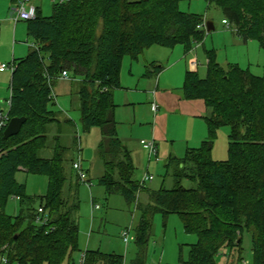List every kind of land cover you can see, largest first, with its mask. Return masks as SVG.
I'll return each instance as SVG.
<instances>
[{
  "label": "trees",
  "instance_id": "16d2710c",
  "mask_svg": "<svg viewBox=\"0 0 264 264\" xmlns=\"http://www.w3.org/2000/svg\"><path fill=\"white\" fill-rule=\"evenodd\" d=\"M180 1L66 0L53 2L51 14L44 16L32 0L36 16L24 21L35 47L29 45L25 56L12 59L15 69L8 109L10 118L23 116L25 121L7 139L2 137L4 128L0 129V256L7 258L6 264H62L78 249L75 216L79 202L67 171V166L73 169L74 159L66 157L68 148L59 141L62 123L73 122L60 119L48 105L61 71L78 79L74 93L83 131L100 128L98 155L104 172L99 183L128 202L136 201L137 192L145 188L146 180L141 184L133 178L129 150L117 136L113 91L120 87L125 55L135 57L153 44L171 47L180 43L187 52L193 40L203 38L206 30L197 28L202 15L180 10ZM206 1L222 10L239 36L256 39L264 49V0ZM205 53L206 76L187 71L182 92L186 98L205 103L207 136L200 146L187 148L183 157H167L164 167L170 187L147 189V201L136 202L140 211L135 229L138 252L131 264H145V246L157 212L178 214L185 232L197 236L182 264H216V255L228 249L236 251L241 260L244 230L251 235L252 264H264V70L257 76L236 63L224 68L213 51ZM161 69L150 63L146 74ZM50 126L55 127L52 143ZM220 126L230 128L226 160L211 157ZM73 140L78 149L79 137ZM44 150L46 156L40 154ZM22 169L46 175L47 194L25 195V184L15 176ZM11 196L19 200L14 217L4 211ZM39 206L48 217L47 224L35 222ZM83 253V264H123L118 254Z\"/></svg>",
  "mask_w": 264,
  "mask_h": 264
},
{
  "label": "rangeland",
  "instance_id": "374dc122",
  "mask_svg": "<svg viewBox=\"0 0 264 264\" xmlns=\"http://www.w3.org/2000/svg\"><path fill=\"white\" fill-rule=\"evenodd\" d=\"M33 2L40 6L42 15L51 14L52 0H33ZM179 9L201 14L204 21L212 22L214 28L204 31L201 40H193L187 54L184 46L178 43L171 47L153 44L135 57L125 55L119 71L120 87L114 91L117 136L132 155L133 178L140 182L144 174L152 175V179L143 183L145 188L137 192L136 201L128 202L121 194L108 193L99 183V178L104 172V165L98 155L101 131L96 126L88 131L82 129L79 99L74 93L77 81L59 80L54 85L57 95L53 96L48 104L49 107L71 118L72 124L75 123L77 129L74 133L75 126L67 122L62 123L59 141L68 148L66 157L75 160L77 143L73 139L74 136H79L81 166L84 171L89 170L88 180L81 181L77 178V172L71 166H67L68 183L76 188V198L79 202L75 216L78 222V249L68 254L62 264H80L85 250L118 254L123 257V264H131L138 252L135 229L140 211L136 209V202L147 201V189H158L162 185L171 186V178L165 176L164 167L169 153L183 157L187 148L200 146L202 141L200 137L207 136L205 120L191 113L200 109L202 112L207 111V107L199 99H194L191 103L195 104L184 108L185 113L172 110L169 111V115L166 113V116H160L158 113L154 116L153 111L150 110L149 96L154 101L155 76L149 78L146 75L148 64L156 63L163 68L157 75L159 81L157 93L163 91L160 94L163 95L165 88L174 89L173 95H169V92L164 93L168 106H174L175 95L182 97L185 73L186 70H190L191 64L198 66L196 67L200 77L206 76V51H213L216 62L224 68L229 63H236L248 69L253 75H263L264 49L256 39L244 40L235 32L233 25L223 24L222 19L225 16L221 9L214 4H208L206 0H181ZM0 13L8 19L3 22L0 18V64L9 65L12 63V49H15V58L25 56L29 51V45L33 44V38L27 34L26 21L20 20L14 23L12 10L10 5H6V0H0ZM11 74L8 68L0 71V110L5 112L9 109ZM51 127L50 143L53 142L51 138L55 134V127ZM229 132L228 126H220L216 129L211 149V157L214 160L228 158ZM140 140H155L159 151L158 160L155 156L148 158L147 150L140 145ZM40 154L46 156L47 151H41ZM15 176L19 182L25 184V195L38 197L47 194L46 175L17 171ZM183 184L190 185L189 181H184ZM95 205L98 207L92 208ZM18 210V198L9 197L4 207L5 213L14 217ZM129 226L132 238L125 244L121 231ZM196 240L195 233L185 232L178 214L154 213L145 246V264H182V261L188 258L190 245ZM240 256L241 260L238 261V253L228 249L217 254L215 260L216 264H252L251 235L247 230L242 233Z\"/></svg>",
  "mask_w": 264,
  "mask_h": 264
},
{
  "label": "built area",
  "instance_id": "2783aa9c",
  "mask_svg": "<svg viewBox=\"0 0 264 264\" xmlns=\"http://www.w3.org/2000/svg\"><path fill=\"white\" fill-rule=\"evenodd\" d=\"M66 0H52V2H63ZM12 10V20L14 22L18 21V20H30V19H34L36 16V7L35 4H33L32 0H17L16 3L12 4V6L10 7ZM222 23L225 25H229L228 21L225 19H222ZM197 28L199 29H205L206 30V21H201L197 24ZM33 47H35V44H31ZM10 69L11 73L14 71L15 69V65L14 63H10L9 65L5 64V63H1L0 64V71H4L6 69ZM57 79H71L69 73L65 70L61 71L60 75L57 76ZM54 93H53V89L51 91V97L53 99ZM10 105V100H8V106ZM159 105L157 104V102H152L151 103V110L155 113L158 110ZM10 120V117L8 115V111H2L0 110V129L5 128L6 125L8 124ZM140 144L141 146L147 150L148 153V158H151L153 156H155V159H158L157 157V145L155 143L154 140H140ZM81 153H80V147L78 146L77 149V158L73 161L72 166L73 169L76 170L77 175H78V179L81 181H87L88 180V176L86 174V171H84V169L81 166ZM152 179L151 175H143V178L141 179L140 183L142 184L145 180H150ZM98 206L95 205L92 208H97ZM37 216L35 217V222L38 224H47L48 222V217L46 215H44V211L42 206H39L37 208ZM130 226L123 229L121 231V237L122 240L124 241V243L126 244L128 242L129 239L132 238V236H130ZM83 259H84V253H82L81 256V263L83 264ZM7 263V258L5 256H0V264H6Z\"/></svg>",
  "mask_w": 264,
  "mask_h": 264
},
{
  "label": "crops",
  "instance_id": "0c3cea01",
  "mask_svg": "<svg viewBox=\"0 0 264 264\" xmlns=\"http://www.w3.org/2000/svg\"><path fill=\"white\" fill-rule=\"evenodd\" d=\"M6 5H10V7L12 6V0H6ZM0 18H1V20H3V22L5 21H7L8 19L4 16V15H2L1 13H0ZM18 22V21H17ZM14 23H16V22H14ZM207 23V22H206ZM213 25V24H212ZM214 28V27H213ZM207 30V29H206ZM15 50V49H14ZM14 50L12 49V59H14L15 58V56H14ZM187 53H189V52H186L185 54H187ZM197 66V65H196ZM195 66V64L193 63V64H191V66H189V69L190 70H186V72L187 71H196L197 73H198V70H197V67ZM163 69V68H162ZM161 69V70H162ZM160 70V71H161ZM160 73V72H159ZM159 73H157V74H150V75H147L149 78H151V76H155L154 77V81H153V85H154V87H155V91H153V94H154V101H152V98H151V96H149V105H150V110H151V103L152 102H157V104L159 105V107H158V110L154 113L153 112V114H154V116L155 115H157L158 113L160 114V116H166V113H168V115L170 114V112L169 111H172V110H177V111H179V112H181V113H185L184 112V108H188V107H190L191 106V104H195V103H191V102H194V99H189V98H186V97H184V94H183V92H182V97L180 96V95H175V104H174V106H168V103L166 102V99L164 98L165 96H164V93L165 92H169L168 94L169 95H173L174 94V89L173 88H168V89H164V88H162V89H164V93H163V95H160L162 92H160V93H157L158 92V89H159V81H157V75L159 74ZM186 74V73H185ZM70 75V74H69ZM70 77H71V79H57L56 81H55V83H54V85H56V82L57 81H59V80H67V81H78V79L77 78H75V77H72L71 75H70ZM151 83V82H150ZM53 85V93H54V96L55 95H57V92H55V86ZM71 88V87H70ZM69 88V91H70V94H71V89ZM150 89H152V88H150ZM149 89V90H150ZM115 91V90H114ZM114 91H113V101H114ZM153 97V96H152ZM199 100H201L202 102H203V100L202 99H199ZM152 101V102H151ZM204 103V102H203ZM204 105H205V103H204ZM115 107H116V105H115ZM79 108V107H78ZM202 109H200V111H198V112H191L192 114H195V116H197V117H200V118H202V119H204V116L207 114V111L205 112V111H201ZM152 111V110H151ZM59 114V113H58ZM114 116H115V111H114ZM58 117L60 118V119H63V118H69L68 116H66V115H62V114H59L58 115ZM71 119V118H70ZM74 125H75V129H76V124L74 123ZM92 128V127H91ZM77 130V129H76ZM116 131H117V124H116ZM77 137H79V136H77ZM204 139V137L202 136V137H200V141L201 140H203ZM74 141V140H73ZM155 141V140H154ZM156 143V142H155ZM141 145V144H140ZM156 145H157V143H156ZM191 148V147H190ZM158 147H157V155H158ZM129 153H130V151H129ZM170 154H172V153H169V155ZM168 155V156H169ZM172 155H175V154H172ZM130 156H131V158H132V155L130 154ZM176 156V155H175ZM133 161V160H132ZM103 163V162H102ZM134 165V164H133ZM20 171H23V172H26L25 170H20ZM86 171V174H87V176H88V173H89V170L87 169V170H85ZM89 177V176H88Z\"/></svg>",
  "mask_w": 264,
  "mask_h": 264
},
{
  "label": "water",
  "instance_id": "95a60500",
  "mask_svg": "<svg viewBox=\"0 0 264 264\" xmlns=\"http://www.w3.org/2000/svg\"><path fill=\"white\" fill-rule=\"evenodd\" d=\"M206 29L207 31L213 29V25L212 22L207 21L206 23ZM25 121V117H12L10 118L8 124L6 125V127L3 130V139H7L10 136H13L15 134H17L20 129L22 124Z\"/></svg>",
  "mask_w": 264,
  "mask_h": 264
}]
</instances>
